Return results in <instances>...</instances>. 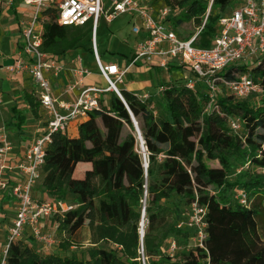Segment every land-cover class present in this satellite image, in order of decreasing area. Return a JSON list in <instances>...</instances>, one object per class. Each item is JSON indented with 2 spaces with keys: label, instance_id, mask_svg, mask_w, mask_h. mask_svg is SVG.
I'll return each mask as SVG.
<instances>
[{
  "label": "trees",
  "instance_id": "obj_1",
  "mask_svg": "<svg viewBox=\"0 0 264 264\" xmlns=\"http://www.w3.org/2000/svg\"><path fill=\"white\" fill-rule=\"evenodd\" d=\"M152 1L154 8L164 7L163 1ZM166 1L184 9L186 18L196 19L198 27L204 24L195 44L210 47L219 34L222 12L235 0ZM56 18L52 7L40 17L44 51L62 56L78 51L87 39L91 42L90 25L62 26ZM182 21L178 19L173 27ZM89 50L93 54L92 42ZM259 55L251 65H233L219 76L230 80L238 71L249 73L261 90L239 97L220 82L215 107L209 111L208 87L202 80L193 88L163 86L165 116L161 119L150 110L149 99L142 101L133 91L121 88L128 107L115 92H110L107 105L104 95L109 91L103 93L101 108L77 122V136L53 135L40 186L33 192L36 198L35 190L41 187L53 200L74 206L63 215L53 214V219L69 234L62 244L65 249L73 246V236L88 228L92 245L88 257L41 252L21 239L11 245L6 264H143L142 256L146 264H264L260 211L252 202L264 200V52ZM25 99L38 107L31 94L26 93ZM129 109L145 141L147 168ZM14 111L6 126L22 130L24 113ZM237 119L239 132L231 126ZM81 163L91 165L79 169L83 177H74ZM236 192L248 195V206L238 196L234 200ZM143 199L148 227L142 253ZM194 202L207 208L205 247L191 244L188 251L170 255L163 250L169 237L192 243L195 231L179 224Z\"/></svg>",
  "mask_w": 264,
  "mask_h": 264
},
{
  "label": "built area",
  "instance_id": "obj_2",
  "mask_svg": "<svg viewBox=\"0 0 264 264\" xmlns=\"http://www.w3.org/2000/svg\"><path fill=\"white\" fill-rule=\"evenodd\" d=\"M12 0H10L11 2ZM34 5L33 17L23 22L19 48V59L5 67L9 73L27 72L39 89L38 101L44 108L47 118L45 132L35 140L17 159L13 157L14 144L10 138L5 122H0V211L4 197L9 196L16 206L15 217L8 227L5 242L0 244V264H6L10 247L29 233L41 243L44 249L56 244L53 233L46 232L42 227L44 218L55 213L63 215L74 208L66 201L38 200L34 197L35 187L43 176L47 146L52 142L53 135L66 133L72 122L88 118L94 111L101 108V97L105 92H115L128 107L118 84L132 66L139 62L143 65L170 69L175 64L189 72L186 86L193 88L198 80L208 87L209 101L206 111L215 107L219 95L218 86L224 84L231 92L244 97L252 91H260L249 73H236L235 79H225L220 72L231 66H239L248 57L264 52V0H243L241 5L229 15L220 18V31L210 47H199L195 43L204 24L189 38H181L173 27L169 16L171 8L164 6L154 8L152 0H24ZM55 8L57 22L62 26H91V42L94 59L101 76L108 82L106 88L86 84L91 71L84 66L83 58L75 52L70 56L74 67L70 70V79L63 93L77 92L75 101H67L54 96L58 87L51 77H59L66 70L65 55H56L43 49L44 27L40 17L44 9ZM131 13L133 16L132 32L142 36L136 44L135 55L129 66L122 67L115 62L101 60L97 45V30L100 20L112 22L121 14ZM135 20L140 21L137 24ZM248 65V64H246ZM219 82V83H218ZM162 91L164 90L163 87ZM142 101L150 98L149 93L139 94ZM233 129L240 128L239 120H232ZM144 159H146V149ZM238 199L244 206L249 205L248 195L241 193ZM207 208L194 202L188 216L186 226L195 231V246L205 247L208 236ZM184 225L179 224V227ZM177 249V242H171L169 254ZM143 264H146L143 258Z\"/></svg>",
  "mask_w": 264,
  "mask_h": 264
},
{
  "label": "rangeland",
  "instance_id": "obj_3",
  "mask_svg": "<svg viewBox=\"0 0 264 264\" xmlns=\"http://www.w3.org/2000/svg\"><path fill=\"white\" fill-rule=\"evenodd\" d=\"M157 1H163V6H168L171 8V22L174 24L178 19L182 18V23L175 28L177 29V33L181 38H189L190 35H194L197 31V23L195 22L196 19L194 20H189L186 18L185 11L182 8H176L173 5H169L166 0H157ZM212 1V0H211ZM106 5H110L111 0H105ZM241 2L238 0H235L233 4L227 8L224 12H222L224 15H229L234 9L238 7V5ZM211 2L209 5V9L211 8ZM158 8H161L160 6ZM216 12L217 10H213ZM133 16L131 13H124L121 14L119 17H117L115 20L112 22H107L105 19H101L98 25V30H97V45H98V50L100 55L102 56V59L104 62H116L120 65H123L129 61V59L133 56V48L138 42V35L132 32V26H133ZM137 24H140V21L135 20ZM90 27V26H89ZM91 45V42L85 40L83 42V45L78 49V53L82 56L83 58V64L85 67H87L91 71V76L89 77V80H87L88 83L95 84L97 86L106 88L108 86V82L101 76L99 72L98 65L93 57V54L91 50H89V47ZM263 53V52H261ZM258 53L256 55H252L248 57V59L251 61V63L256 61V59L260 56ZM129 56V59L127 58ZM1 58H3L2 55H0ZM3 60L0 59V62ZM5 61V60H4ZM245 64H248L246 66H249V63L247 62V59L241 62L239 64V67H246ZM159 68V69H157ZM175 71L167 72L163 68L156 67L153 68L152 71H130L128 75H126L123 79L122 83H119L118 86L119 88H126L129 91H142L141 86L143 83L148 84L152 82V85L150 88H147L146 91L149 93L150 98L148 100L149 103V108L150 110L154 113L155 117L157 119H161L165 116V110H164V99L163 95L159 93L157 94L158 87L160 85H168V84H173V83H179L177 79H172L168 81L169 79L173 78L175 76ZM113 93H106L104 96L106 98V104H109V98L112 96ZM24 107V104L19 107V110H22ZM26 118H25V123H24V132L26 135L32 136L33 133V113H25ZM5 118H11V112L7 111L5 113ZM8 120V121H9ZM137 123L138 120L136 119ZM139 126V124H138ZM140 128V127H139ZM241 129V128H240ZM237 130L236 132L240 131ZM10 135V132H9ZM138 151L142 158L144 159V150L142 149L141 142L139 140L138 143ZM146 158H147V152H146ZM84 164H89L90 163H81L79 164L78 170H76L74 177H83V174H80V168L84 166ZM230 176L231 180H234L236 177ZM41 182V181H40ZM40 182L38 183L37 186H40ZM35 196L36 199L38 200H46V201H55L51 196L46 194L44 192V189L41 187H38L35 190ZM237 192L233 194L234 200H237ZM256 199V198H255ZM253 199V204H256L259 211H260V216H259V223L261 227V233H264V200L259 198V199ZM69 201L71 199L69 198ZM143 208L142 210V217L144 216V223H145V232L148 227V220H147V215L144 211V204L147 205L145 202V199H143ZM190 211H191V206H190ZM2 211V210H1ZM2 214L0 213V236H7L8 234V227L11 226V221L12 217H14L15 212L13 210H10L8 207H6V210L2 211ZM5 212V213H4ZM190 213V212H189ZM142 217H141V222H140V230L142 228ZM188 216L185 217V219L180 222L186 225L188 221ZM169 220L173 221L174 218L173 216L168 217ZM143 223V224H144ZM42 227L46 232L53 233L55 239H56V244L50 249L48 252H53L55 254H60L61 256H77L78 258H87L88 257V250L91 248V243L89 242V236L90 232L87 227H84L80 233L76 236H73V246L65 249L62 244L64 243L65 240L69 239V234L67 232H64L58 228L57 223L55 222V219H53V215L46 217L42 221ZM82 234V235H81ZM22 239L28 244L33 245L36 250H40L41 252H44L45 249L41 243H39L37 240H35L28 232L25 233V235L22 237ZM71 239V240H72ZM178 239V240H177ZM175 239L174 237H169L165 244L163 245V250L166 253H169V246L171 242L176 241L177 242V249L176 251L173 252L174 255L180 254V252H185L191 249V244H194V241H188L185 240V238H177ZM102 245V244H101ZM143 256L141 258V261L143 262ZM146 260V258H145Z\"/></svg>",
  "mask_w": 264,
  "mask_h": 264
},
{
  "label": "crops",
  "instance_id": "obj_4",
  "mask_svg": "<svg viewBox=\"0 0 264 264\" xmlns=\"http://www.w3.org/2000/svg\"><path fill=\"white\" fill-rule=\"evenodd\" d=\"M33 11H34V5L33 4H27L24 0H1L0 1V55L3 56V58L0 57L3 61L0 62V122H8L9 118H5V113L7 111L11 112V118H14V108L21 107L22 104H24L23 109L21 110L24 113V116H26L25 113H33L34 119L32 123L33 127V133L32 136L26 135L24 132V126L22 130L16 129L15 127H8V131L10 132V138L14 144V150H13V157L14 159L19 158L23 155L25 150L35 142L37 138H39L46 130V115L44 112V108L39 103L38 107H35V109L30 105L29 100L25 99V94H31L37 101H38V93L39 89L35 86L32 77L27 72H19V73H9L5 67L13 64L16 60L19 59L20 55L17 54L21 33L23 30V22L29 21L33 17ZM138 42L141 40L142 36H138ZM137 42V43H138ZM135 47L133 48V56L129 59V56L127 57L129 61L123 65L122 67L129 66L134 55H135ZM75 52H69L66 57V70L63 72L59 77H51L54 84H56L58 87L54 90V96H60L63 99H66L67 101H75L77 98V92L75 93H63V89L66 85V83L70 79V70L74 67V63L71 61L70 56L74 55ZM5 60V61H4ZM116 63V62H115ZM153 68L149 65H143L141 62H139L136 66H132L126 75L130 71H143V70H149L152 71ZM159 69V68H157ZM165 70V69H164ZM167 72L175 71V76L170 80L177 79L180 81L179 83H174L176 85H182L186 84L187 79L186 77H191L190 73L185 71L183 68H181L178 65H171L170 69L165 70ZM87 80H89V77L86 79V84L88 85H95L92 83H88ZM152 85V82L145 84L141 86L142 91H133L137 94L147 93L146 89L150 88ZM164 85H160L157 90V94L163 95L162 88ZM165 88V87H163ZM126 89V88H124ZM127 90V89H126ZM129 91V90H128ZM39 102V101H38ZM26 118V117H25ZM77 122H72L71 127L66 132L70 134L71 136H77L78 135V127ZM14 128V129H13ZM6 207H8L10 210L16 211V206L13 203L12 199L7 196L4 197V200L2 202V211L6 210ZM0 211L3 216V212ZM5 213V212H4ZM15 217V215H14ZM12 217V220L13 218ZM12 222V221H11ZM7 236H0V244L4 243Z\"/></svg>",
  "mask_w": 264,
  "mask_h": 264
},
{
  "label": "water",
  "instance_id": "obj_5",
  "mask_svg": "<svg viewBox=\"0 0 264 264\" xmlns=\"http://www.w3.org/2000/svg\"><path fill=\"white\" fill-rule=\"evenodd\" d=\"M129 113H130V116H131V119H132V121H133V124H134V127H135V130H136V132H137V134H138V139L140 140V142H141V144L143 143H145V141H144V139H143V137H142V133H141V130H140V128H139V126H138V123H137V121H136V118L134 117V115H133V113L130 111V109H129ZM148 167V161H147V159H145V168H147ZM143 223H144V216L142 217V228H141V230H140V234H141V244H142V253H143V238H144V233H143Z\"/></svg>",
  "mask_w": 264,
  "mask_h": 264
},
{
  "label": "bare ground",
  "instance_id": "obj_6",
  "mask_svg": "<svg viewBox=\"0 0 264 264\" xmlns=\"http://www.w3.org/2000/svg\"><path fill=\"white\" fill-rule=\"evenodd\" d=\"M144 147H145V145H144ZM143 233L145 234V223L143 224Z\"/></svg>",
  "mask_w": 264,
  "mask_h": 264
}]
</instances>
